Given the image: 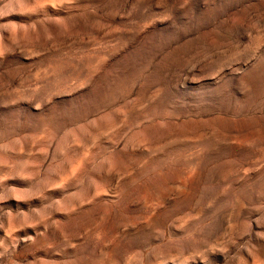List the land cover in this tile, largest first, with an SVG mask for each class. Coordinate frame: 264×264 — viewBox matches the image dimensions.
<instances>
[{
    "label": "rangeland",
    "instance_id": "374dc122",
    "mask_svg": "<svg viewBox=\"0 0 264 264\" xmlns=\"http://www.w3.org/2000/svg\"><path fill=\"white\" fill-rule=\"evenodd\" d=\"M0 264H264V0H0Z\"/></svg>",
    "mask_w": 264,
    "mask_h": 264
}]
</instances>
